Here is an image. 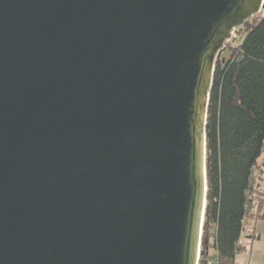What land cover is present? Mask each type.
I'll return each instance as SVG.
<instances>
[{"label": "water", "instance_id": "obj_1", "mask_svg": "<svg viewBox=\"0 0 264 264\" xmlns=\"http://www.w3.org/2000/svg\"><path fill=\"white\" fill-rule=\"evenodd\" d=\"M264 0H0V264H197L215 57Z\"/></svg>", "mask_w": 264, "mask_h": 264}, {"label": "trees", "instance_id": "obj_2", "mask_svg": "<svg viewBox=\"0 0 264 264\" xmlns=\"http://www.w3.org/2000/svg\"><path fill=\"white\" fill-rule=\"evenodd\" d=\"M214 62L205 118V211L198 264H235L249 220H264V15L256 13ZM227 45V44H226ZM226 48V46H224ZM213 229L209 254V228ZM253 231V233H252Z\"/></svg>", "mask_w": 264, "mask_h": 264}, {"label": "rangeland", "instance_id": "obj_3", "mask_svg": "<svg viewBox=\"0 0 264 264\" xmlns=\"http://www.w3.org/2000/svg\"><path fill=\"white\" fill-rule=\"evenodd\" d=\"M240 27L236 28L235 36L232 37L231 40L229 39V41H226L224 43V46H226V48H224L223 46L219 50L217 56L215 57V61L218 58H222L224 60L230 57V49L228 47L229 46L228 44H232L233 46H236L238 43H240V40L243 36V33L242 35L238 33ZM263 157H264V154H263ZM254 190L264 192V185L258 184ZM203 222H204V218H203ZM245 225L248 228L253 227L254 232L259 234L261 238H260V241L257 239H252L250 237L246 239V237L249 236L248 233H250V231L244 232L242 236L243 238H241L242 248L236 255L235 264H264V220H249L245 223ZM208 233H209V236L207 237L208 243H209L208 245L210 246L209 254L214 257L215 253H214V249H212V235L214 231L212 227L209 228ZM202 237H203V228L201 231V239ZM200 250H201V243H200ZM209 264H212V260Z\"/></svg>", "mask_w": 264, "mask_h": 264}, {"label": "built area", "instance_id": "obj_4", "mask_svg": "<svg viewBox=\"0 0 264 264\" xmlns=\"http://www.w3.org/2000/svg\"><path fill=\"white\" fill-rule=\"evenodd\" d=\"M259 12H260L261 16L264 15V2H263V4L259 8L258 13ZM235 30H236V28H234V29L231 30V35H230V38H229L230 40H231L232 37L235 36ZM229 39L227 41H229ZM199 258H200V245H199L198 256H197V264L199 262ZM212 264H216L215 258L212 259Z\"/></svg>", "mask_w": 264, "mask_h": 264}, {"label": "crops", "instance_id": "obj_5", "mask_svg": "<svg viewBox=\"0 0 264 264\" xmlns=\"http://www.w3.org/2000/svg\"><path fill=\"white\" fill-rule=\"evenodd\" d=\"M250 237V235L248 236V237H246V239H248ZM251 238V237H250ZM260 235L259 234H257V233H255V236H254V238L253 239H257V240H259L260 241Z\"/></svg>", "mask_w": 264, "mask_h": 264}]
</instances>
